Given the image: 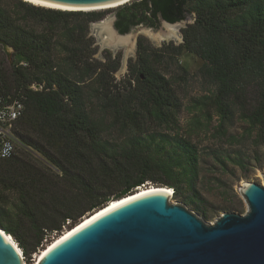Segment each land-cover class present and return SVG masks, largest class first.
<instances>
[{
	"label": "trees",
	"instance_id": "trees-1",
	"mask_svg": "<svg viewBox=\"0 0 264 264\" xmlns=\"http://www.w3.org/2000/svg\"><path fill=\"white\" fill-rule=\"evenodd\" d=\"M152 4L151 9L146 0H136L119 8L118 31L126 34L140 24L156 27L160 17L169 23L192 13L196 17L183 29L179 46L156 50L140 39L129 77L115 82L120 58L116 62L109 55L105 63L93 59L88 38L90 24L103 20L104 13L48 9L22 0L11 11L0 0V50L4 54L9 46L14 58L6 62L0 51V99L19 98L25 105L16 130L21 154L0 160V184L15 193L17 201L14 213L0 207V228L19 242L24 256L37 253L47 235H61L86 214L147 182L171 188L176 198L207 218L197 189L201 163L210 158L222 172L230 167L247 172L252 160L261 163L264 0ZM30 19L46 31L37 32ZM62 51L68 55L65 63L55 59ZM184 52L202 60L200 74L216 86L193 106L203 112L207 126L217 117L215 132L226 138L228 148L201 152L179 135L181 104L172 80L158 66L169 55L178 58ZM88 77L98 84L96 96L103 101L99 119L87 111ZM33 83L44 84V90L32 91ZM235 120L243 124L240 134L230 132ZM195 123L200 125L201 119ZM106 132L120 137L105 139ZM29 230L35 237L32 246L21 233Z\"/></svg>",
	"mask_w": 264,
	"mask_h": 264
},
{
	"label": "water",
	"instance_id": "water-1",
	"mask_svg": "<svg viewBox=\"0 0 264 264\" xmlns=\"http://www.w3.org/2000/svg\"><path fill=\"white\" fill-rule=\"evenodd\" d=\"M30 1L68 9H94L127 0ZM146 1L152 9V0ZM116 20L114 17L105 22L120 37L133 31L135 39L136 30L145 27L139 25L121 34ZM160 21L164 27L183 22L169 23L161 17ZM105 22L93 24L91 30L102 47H109L101 31ZM174 40L182 43L183 35L180 33ZM152 41L160 45V41ZM133 44L125 53V63L129 54H135L138 40ZM119 48L111 49L117 52ZM240 191L247 204L246 212H224L213 223L183 204L171 203L172 195L167 191L140 193L85 221L51 246L37 264H264V184L245 183ZM9 237L12 236L0 228V264H24Z\"/></svg>",
	"mask_w": 264,
	"mask_h": 264
},
{
	"label": "rangeland",
	"instance_id": "rangeland-1",
	"mask_svg": "<svg viewBox=\"0 0 264 264\" xmlns=\"http://www.w3.org/2000/svg\"><path fill=\"white\" fill-rule=\"evenodd\" d=\"M1 1L5 5L6 9H10L11 11L13 9V4L17 2V0H1ZM134 1L136 0H132L122 6L129 5ZM122 6L115 8L95 9V10L94 9L69 10V11H83L84 13H89V12L104 13L103 20L90 24V27L88 28V38H90L92 41L90 49L93 50L92 51L93 59L105 63L108 62L109 55L111 56V59L116 62H118L120 58V68L117 72L114 73V77L116 80L115 82H120L129 77V73H130L129 67L131 64L133 65L135 64V61L137 59L138 46L135 51V54L134 53L129 54V56L126 58L127 60L126 63L124 62L125 53L133 48L134 46L133 43L136 40H138L139 42L140 39H143L146 44L150 45L152 48L156 50L164 48L165 45L173 44L174 46H179L181 44V41H176L174 40L175 38L164 40L160 36L157 37L159 35L160 30H162L163 28L166 30V27H164L162 22H160L155 28H151L147 26L139 27L135 32L136 38L132 40V44L128 47L122 46L117 50V52H114L109 47H102L100 45V40L98 36L92 32L91 26L93 24H98L101 22L114 19V17L117 16V10ZM61 11H68V10H61ZM15 16L16 18L20 17V15L18 14L17 15L15 14ZM195 17H196L195 13L188 14L183 22L177 24L179 26L178 27L179 34L181 33L183 35L182 32L183 29L191 25L194 22ZM35 20L30 19L29 24L31 26H35L37 32H41V31L45 32L46 30L44 29V25L36 23ZM77 23H80V21L76 22V24ZM72 24H74L73 21L71 22V25ZM80 24H83V22ZM63 25L64 23H60V26ZM132 33L133 31H130L127 36H132ZM103 37L107 38L108 35L105 33ZM151 38L160 41V45L154 44ZM60 41L64 42L65 40L60 39ZM4 52L5 53L3 54L1 51V55L4 56L6 62L11 63V61L14 60L12 56L13 49L10 48L9 46H5ZM55 59H62L65 63V60L68 59V55L62 51L59 54V56ZM21 64L26 66V64L23 62ZM201 65H202V60L198 56L184 52L178 58H171V55H169V59H165L164 63L158 66V70L160 72H163L166 75V78L172 80L173 89L176 93L177 99L181 104V110L178 115L179 126H180L179 135L186 139L191 140L192 144L196 145L201 152H209L210 150L228 148L229 143L226 141L225 137L223 136L221 137L217 135V133L215 132L214 127L216 126L217 117L214 116L211 125L207 126V121L203 118L202 115L203 112L201 113L198 109L196 110L193 106L194 101L196 99L212 94L216 90V86L200 74L199 69ZM64 71H66V67L63 68V72ZM70 76L73 78V73L70 74ZM132 82L135 84V80H133ZM86 84H87L86 86H88L85 89L86 96L88 95L89 97L87 99V104H86L87 111L91 113L93 118L99 119L102 116L103 101L97 99L96 96V90L98 88V84L95 83L93 80H91L90 77L87 78ZM42 85L44 86V84ZM211 113L213 115V112ZM195 118L201 119L200 125H197L195 123ZM242 126L243 124L241 121L235 120L234 125L230 129V132L234 134H240ZM151 128L155 129V126L152 125ZM103 137L105 139L114 140V139H118L120 136L116 132L113 134L106 132L105 134H103ZM249 147L251 151L255 150L253 147L251 146ZM259 153L262 155L261 163L257 162L256 160H252L250 169L247 172L233 167H230L229 171L227 172H222L220 169H218L213 165V162L210 158H206L204 163H201V178H200L201 180L198 182L197 189L199 192V197L202 200L200 206L204 209H207L208 211L209 216L207 218H204L203 215L200 212L196 211L192 205L185 204L182 197L176 198L173 195L170 197V202L173 204L180 203L185 205L189 210L197 214L199 217H201L208 223H213L224 212L244 214L247 210V204L243 198L240 188L243 189L245 183L248 184L257 183L260 185L264 184L263 176H262V174H264L263 149H261ZM20 154H21V147H18L17 155ZM146 186L158 187L161 185L154 184L152 182H147ZM16 202L17 201H16L15 193L13 194L8 192L0 184V207L9 209L10 213H14L17 211ZM93 212L86 214L83 218H81V220L89 216ZM67 229L69 228H66L64 232L67 231ZM21 233H22V237L24 238V241L28 243L30 246H32L35 243V237L30 230L22 231ZM58 236L60 235L56 233L47 235L43 240L42 244L40 245L37 253H34L31 257H27L23 255L24 264H37L38 255L46 246H48ZM11 238L16 243H19L14 237Z\"/></svg>",
	"mask_w": 264,
	"mask_h": 264
},
{
	"label": "bare ground",
	"instance_id": "bare-ground-1",
	"mask_svg": "<svg viewBox=\"0 0 264 264\" xmlns=\"http://www.w3.org/2000/svg\"><path fill=\"white\" fill-rule=\"evenodd\" d=\"M27 1L33 5L36 6H41V7H45V8H50V9H56V10H93V9H68V8H62V7H57V6H52V5H47V4H43V3H38V2H34V1H30V0H24ZM132 0H127L125 2H122L120 4L114 5V6H109V7H103V8H94L95 9H104V8H115V7H119L122 6L124 4H127L128 2H130ZM166 30L162 29L159 32V35L157 37H161L163 39H167L169 40L170 38H175L177 39L179 37V31H178V25H165ZM101 31L105 34L108 35L107 38H105V43L106 45H108L109 47L113 48V47H118V46H130L132 44V39L133 36H124V37H120L118 35H116V33L113 31L111 25L108 22H105L104 25L101 28ZM151 33V31H150ZM154 38V37H153ZM151 190H164L169 192L172 196H173V190L171 188H165V187H157V186H145L142 187L138 190H136L135 193L130 194L128 196L122 197L120 199L111 201L107 206L97 210L96 212H94L93 214L87 216L84 218V220H82L78 225L72 227L71 229H68L67 231H65L63 234H61L60 236H58L56 239H54L48 246H46L41 253L38 255L37 260L40 259V257L51 247L53 246L56 242H58L60 239H62L64 236H66L68 233H70L71 231H73L75 228H77L78 226H80L81 224H83L85 221H87L88 219L92 218L93 216H95L96 214L100 213L101 211L119 203L122 202L130 197H133L135 195H138L140 193L146 192V191H151ZM9 240L14 244V246L18 249V251L20 252V254L23 257L22 254V250L19 248V246L17 245V243L11 238L9 237Z\"/></svg>",
	"mask_w": 264,
	"mask_h": 264
},
{
	"label": "built area",
	"instance_id": "built-area-1",
	"mask_svg": "<svg viewBox=\"0 0 264 264\" xmlns=\"http://www.w3.org/2000/svg\"><path fill=\"white\" fill-rule=\"evenodd\" d=\"M29 88L32 91H42L44 86L33 83ZM24 109V102L19 98L0 99V160H9L17 154L20 142L16 130Z\"/></svg>",
	"mask_w": 264,
	"mask_h": 264
},
{
	"label": "flooded vegetation",
	"instance_id": "flooded-vegetation-1",
	"mask_svg": "<svg viewBox=\"0 0 264 264\" xmlns=\"http://www.w3.org/2000/svg\"><path fill=\"white\" fill-rule=\"evenodd\" d=\"M184 21V20H183ZM161 21H160V18L158 19V21H157V25L160 23ZM140 25H143V24H140ZM139 26V25H138ZM144 26H146V25H144ZM148 27V26H147ZM157 27V26H156ZM151 28H155V27H151ZM138 46V45H137Z\"/></svg>",
	"mask_w": 264,
	"mask_h": 264
}]
</instances>
